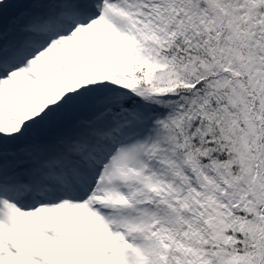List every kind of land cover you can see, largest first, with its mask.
Returning <instances> with one entry per match:
<instances>
[{
  "label": "snow or ice",
  "instance_id": "1",
  "mask_svg": "<svg viewBox=\"0 0 264 264\" xmlns=\"http://www.w3.org/2000/svg\"><path fill=\"white\" fill-rule=\"evenodd\" d=\"M0 264H264V0H0Z\"/></svg>",
  "mask_w": 264,
  "mask_h": 264
}]
</instances>
